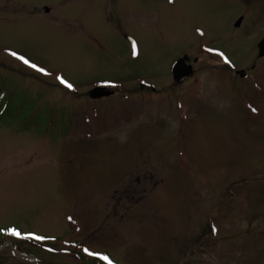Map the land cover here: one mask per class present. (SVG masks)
I'll return each mask as SVG.
<instances>
[{
  "label": "rangeland",
  "instance_id": "obj_1",
  "mask_svg": "<svg viewBox=\"0 0 264 264\" xmlns=\"http://www.w3.org/2000/svg\"><path fill=\"white\" fill-rule=\"evenodd\" d=\"M263 39L264 0H0V264H264Z\"/></svg>",
  "mask_w": 264,
  "mask_h": 264
},
{
  "label": "water",
  "instance_id": "obj_2",
  "mask_svg": "<svg viewBox=\"0 0 264 264\" xmlns=\"http://www.w3.org/2000/svg\"><path fill=\"white\" fill-rule=\"evenodd\" d=\"M242 22V19L237 21L236 26H239ZM260 47V55L264 56V39L259 44ZM189 57L186 56L177 61V63L173 67V75L174 80L176 82H180L182 79L192 75L194 73L193 67L191 65H187V61ZM241 73V72H240ZM111 92H109L105 87H96L90 91V97L93 99H98L100 97L109 96Z\"/></svg>",
  "mask_w": 264,
  "mask_h": 264
},
{
  "label": "snow or ice",
  "instance_id": "obj_3",
  "mask_svg": "<svg viewBox=\"0 0 264 264\" xmlns=\"http://www.w3.org/2000/svg\"><path fill=\"white\" fill-rule=\"evenodd\" d=\"M134 47H135V45H134ZM209 51H213V50H212V49H209ZM10 54H11L12 56L17 57V58L20 59L21 61H23V63L28 64V65H29L30 67H32L33 69H36V70H38V71H40V72H42V73L46 71L44 68H40V67H38V65H36L35 63H32L31 61H29L28 59H26L24 56H20V55H18V53H16V52H11ZM219 55L224 56L223 53H219ZM224 58H225V60L227 61V57H224ZM58 79H60L61 82L64 83L67 87H69V88L73 87L70 83H68L67 81H65V80L63 79V77H58ZM253 111H256V109H253ZM0 231H3V230L0 229ZM7 231L11 232V234L16 235V236H21V235H22V233L19 232V231H18L17 229H15V228L8 229ZM29 238L45 239V237L33 236V234H29ZM85 251L87 252L88 249H85ZM89 254H90V255H94V256H98L100 259L107 261L108 264H114V262H113V261H112L107 255H105V254H102V253H89Z\"/></svg>",
  "mask_w": 264,
  "mask_h": 264
},
{
  "label": "flooded vegetation",
  "instance_id": "obj_4",
  "mask_svg": "<svg viewBox=\"0 0 264 264\" xmlns=\"http://www.w3.org/2000/svg\"><path fill=\"white\" fill-rule=\"evenodd\" d=\"M261 41H262V40H261ZM261 41L258 42V49H259V51H258V58H259V59L264 58V56H261V55H260V47H259V44H260ZM206 48H207V49H206ZM209 49H212V48L205 47V50H206V51H209ZM186 56L189 57V59H188L189 61H187V65H191V66L193 67V70H194V66H193L192 63H191V57H190L187 53H185L182 57H178V58L176 59L175 64L177 63L178 60H180V59H182V58H184V57H186ZM193 60H194L195 62L198 61L197 58H195V59H193ZM175 64H174V65H175ZM226 64H227V63H226ZM174 65H173V67H174ZM252 69H256L255 65L253 66ZM171 72H172V76H173V78H174V75H173V68H172V71H171ZM192 75H193V74H192ZM192 75H190V76H188V77L182 79L180 82H176V81H175V82H176V83H181V82H183L185 79H187V78H189V77H192ZM241 76L245 77V76H247V74H246L245 72H242V73H241Z\"/></svg>",
  "mask_w": 264,
  "mask_h": 264
},
{
  "label": "trees",
  "instance_id": "obj_5",
  "mask_svg": "<svg viewBox=\"0 0 264 264\" xmlns=\"http://www.w3.org/2000/svg\"><path fill=\"white\" fill-rule=\"evenodd\" d=\"M2 232L0 231V236H1Z\"/></svg>",
  "mask_w": 264,
  "mask_h": 264
}]
</instances>
